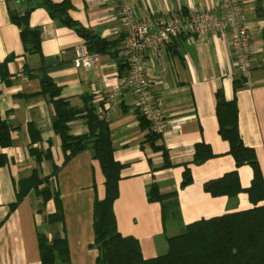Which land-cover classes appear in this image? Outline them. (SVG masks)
I'll return each instance as SVG.
<instances>
[{"label": "crops", "instance_id": "obj_1", "mask_svg": "<svg viewBox=\"0 0 264 264\" xmlns=\"http://www.w3.org/2000/svg\"><path fill=\"white\" fill-rule=\"evenodd\" d=\"M128 1L142 21L187 13L192 8L218 9V0ZM259 1L264 9V0ZM70 2V17L83 27L107 39L124 33L116 18L117 0ZM257 2L244 0L243 10L252 36L255 72L251 84L235 89L239 74L228 38L213 31L195 40L175 37L170 51L165 47L146 52V74L154 81L152 91L164 117L183 120L179 128L160 133L171 162L163 167L161 151L141 147L147 131L133 109L131 91L123 88L119 104L108 110L107 94L97 89L100 80L118 82L124 75L116 59L98 54L91 69L76 66L75 49L85 45L84 39L73 27L59 25L44 7L29 15L30 26L40 31L41 54L27 52L6 1L0 0V117L13 127L11 145L0 146V155L6 157L0 165V264H43L40 235L48 240L58 234L65 236L71 264H95L98 257L92 246L93 209L96 197L105 196V176L89 150L64 161L61 140L53 127L54 108L41 90L44 73L71 106L82 109L83 96L93 95L97 113H106L114 158L122 164L113 204L117 229L139 241L145 258L165 253L168 238L190 223L253 207L244 190L234 197L215 196L204 189V183L237 170L241 187L246 189L253 176L250 165L236 166L229 143L219 134L218 89L227 100H236L241 137L255 150L264 177V69L259 67L264 60V17L257 14ZM84 113L68 123L73 134L87 132ZM198 143L208 144L213 152L200 164L193 163ZM185 164L191 169L192 182L181 187ZM39 180L43 182L38 185ZM46 184L52 193L47 200L42 192ZM151 184H157L163 194L177 193L180 212L166 223L161 203L147 197ZM19 191L26 193L12 207ZM59 207L62 218L51 220Z\"/></svg>", "mask_w": 264, "mask_h": 264}, {"label": "trees", "instance_id": "obj_2", "mask_svg": "<svg viewBox=\"0 0 264 264\" xmlns=\"http://www.w3.org/2000/svg\"><path fill=\"white\" fill-rule=\"evenodd\" d=\"M9 9L10 20L19 27L24 48L29 53H40V31L29 23L30 12L37 7H44L51 18L59 25L73 27L84 39L86 48L91 53L110 54L118 63L119 70L126 71V63L120 56V47L125 34L113 39L101 37L99 34L83 27L69 15L70 0L53 2L52 0H5ZM257 14L264 17V9L257 2ZM185 37L179 36L183 41ZM177 40V41H178ZM264 48V28L262 32ZM169 51L174 47L167 46ZM245 85L240 75L234 81L235 89ZM41 90L54 108L53 127L58 134L65 156V162L76 154L89 150L96 159L105 176V196L96 197L93 209V247L98 250L95 264H264V177L255 150L244 144L239 131L238 106L235 99L227 100L221 89L216 91V114L219 122V134L229 143V153L234 157L237 167L248 164L253 170L251 185L243 189L237 170L225 173L222 177L204 183V189L212 195L234 197L245 191L253 207L241 211L225 213L209 219H201L186 225L179 234L168 238V249L156 257L145 258L139 241L132 236L122 235L116 224L113 204L118 197V182L121 177L122 164L114 158V150L110 137V125L104 117H100L92 103L93 95H85V106L82 109L73 107L70 102L60 96V87L44 73L41 77ZM85 112V113H84ZM84 113L88 130L82 134H73L68 123L77 115ZM141 126L147 133L141 145L161 151L164 158L163 167L171 165L168 151L162 143L160 133L151 130L150 122L138 115ZM13 127L0 117V146L11 145L10 133ZM213 156L211 147L206 143L195 146L193 163H203ZM6 162L5 155H0V165ZM43 181L39 180L38 185ZM192 182L191 169L188 164L182 174L181 187ZM44 198L52 197L49 184L42 188ZM26 191L17 193L15 207ZM56 194V193H55ZM149 201L161 203L162 219L175 218L179 214L177 193L163 194L157 184L147 188ZM57 198V194H56ZM62 218L59 211L51 220ZM41 260L43 264H71L69 248L65 236L56 235L48 240L39 236Z\"/></svg>", "mask_w": 264, "mask_h": 264}, {"label": "built area", "instance_id": "obj_3", "mask_svg": "<svg viewBox=\"0 0 264 264\" xmlns=\"http://www.w3.org/2000/svg\"><path fill=\"white\" fill-rule=\"evenodd\" d=\"M116 18L125 40L120 47V56L126 63V71L118 82L102 79L97 84L99 92L107 94L108 110L119 104L123 88L131 91L133 109L144 116L151 130L164 133L177 129L183 120L167 119L152 91L153 79L146 74L145 54L149 50H161L171 45L175 37L186 36L190 40L203 38L208 32H216L228 38L235 60L236 72L251 84L255 72L252 56V36L243 17L244 0H218L217 10L192 8L187 13L168 14L139 20L135 8L128 0H117ZM114 18V17H113ZM97 53H91L85 45L75 49L76 66L91 69L97 60ZM264 69V60L260 63ZM105 112H99L105 117Z\"/></svg>", "mask_w": 264, "mask_h": 264}, {"label": "rangeland", "instance_id": "obj_4", "mask_svg": "<svg viewBox=\"0 0 264 264\" xmlns=\"http://www.w3.org/2000/svg\"><path fill=\"white\" fill-rule=\"evenodd\" d=\"M183 230H181V232H182ZM181 232H179V233H181ZM167 249H168V247H167ZM167 249L164 251V252H166L167 251Z\"/></svg>", "mask_w": 264, "mask_h": 264}]
</instances>
